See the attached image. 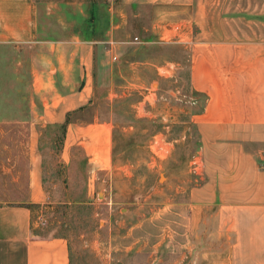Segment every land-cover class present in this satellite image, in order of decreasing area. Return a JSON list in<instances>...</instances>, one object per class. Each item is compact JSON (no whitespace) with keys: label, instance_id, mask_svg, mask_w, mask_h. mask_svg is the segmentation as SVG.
Instances as JSON below:
<instances>
[{"label":"crops","instance_id":"crops-1","mask_svg":"<svg viewBox=\"0 0 264 264\" xmlns=\"http://www.w3.org/2000/svg\"><path fill=\"white\" fill-rule=\"evenodd\" d=\"M85 2V9H74L80 25L50 36L47 5L0 0V61L11 54L20 62L24 53L28 78L27 115L11 118L28 130L24 191L21 199L0 202V264H73L67 235L45 231L35 215L48 197L43 139H54L68 114L57 162L72 164L80 149L89 167L112 166V121L81 120L78 111L92 102L95 79L117 56L116 47L131 42L130 30L142 44L176 42L188 49L200 179L188 189L186 228L175 232L210 238L216 264H264V0L79 3ZM124 60L132 68L151 63Z\"/></svg>","mask_w":264,"mask_h":264},{"label":"rangeland","instance_id":"rangeland-1","mask_svg":"<svg viewBox=\"0 0 264 264\" xmlns=\"http://www.w3.org/2000/svg\"><path fill=\"white\" fill-rule=\"evenodd\" d=\"M39 1L48 6L44 25L50 36L79 24L74 9L87 4ZM135 35L130 30L131 42L116 47L117 56L95 79L92 102L78 111L81 120L112 121V166L89 167L80 149L72 164L57 162L61 126L55 140L45 136L48 197L36 208V219L45 231L67 235L73 264H216L210 238L175 232L186 228L188 189L200 179L199 142L190 120L198 97L188 81V49L176 42L142 44ZM99 52L104 59L110 55L105 47ZM19 57L17 62L6 54L0 61V202L21 199L24 191L28 130L11 121L27 115L24 53ZM143 57L151 63L132 68L124 60Z\"/></svg>","mask_w":264,"mask_h":264},{"label":"trees","instance_id":"trees-1","mask_svg":"<svg viewBox=\"0 0 264 264\" xmlns=\"http://www.w3.org/2000/svg\"><path fill=\"white\" fill-rule=\"evenodd\" d=\"M68 120H69V116H68V114H67L64 123L61 124V134H62V135L64 134L65 125H66V123L68 122ZM61 137H62V136H61ZM28 205L31 206V207H37V206H39L40 204H39V203H29Z\"/></svg>","mask_w":264,"mask_h":264},{"label":"built area","instance_id":"built-area-1","mask_svg":"<svg viewBox=\"0 0 264 264\" xmlns=\"http://www.w3.org/2000/svg\"><path fill=\"white\" fill-rule=\"evenodd\" d=\"M134 39H137V36H135ZM199 161H200V160H199Z\"/></svg>","mask_w":264,"mask_h":264}]
</instances>
